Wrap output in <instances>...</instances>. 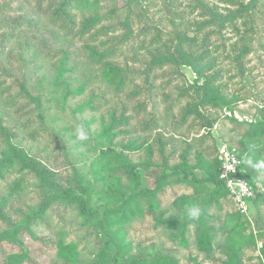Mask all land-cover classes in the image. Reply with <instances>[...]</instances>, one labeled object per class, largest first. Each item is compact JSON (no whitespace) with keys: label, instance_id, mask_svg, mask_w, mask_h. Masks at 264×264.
<instances>
[{"label":"rangeland","instance_id":"374dc122","mask_svg":"<svg viewBox=\"0 0 264 264\" xmlns=\"http://www.w3.org/2000/svg\"><path fill=\"white\" fill-rule=\"evenodd\" d=\"M59 1L0 0V158L8 143L24 149L49 167L63 186L76 180L87 186L92 208L119 205L131 187L112 154H102L109 145L131 159L140 188H153L161 169L170 172L184 162L190 176L170 175L155 191L152 204L140 199L141 212L132 214L133 204L125 206L109 218L104 230L94 231L66 203L55 201L39 213L45 192L33 172L17 165L3 167L0 212L5 219L0 217V237L14 234L0 238V264H65L70 254L75 264H90L101 249L119 264H150L149 259L160 254L164 264H225L224 248L231 242L243 245L242 264H264V198L252 201L254 189L242 212L224 182L215 191L216 185L205 181L204 169L217 161L222 180L219 149L234 148L240 173L250 181L242 178L264 194V169L257 167L264 160V134L252 139L246 135L251 122L264 119V0L253 11L252 29L245 36L226 30L224 44L211 40L213 47L219 45L215 70L221 72L214 86L229 100L228 106L200 108L211 127L201 126L204 119L193 114L184 119L185 107L195 101L187 89L196 77L190 67L164 66L149 75L143 69L156 45L150 44L155 27L163 33L178 29L194 35L208 17L202 16L197 1L210 8L223 3L138 0L143 14L131 23L133 37L107 58L127 70V86L118 91L104 79L89 47L110 49L109 41L119 39L123 30L92 40L97 26L82 34L81 24L117 6V18L100 22L103 27L114 25L124 18L126 0H94L89 7L72 3L64 28L51 21ZM147 25L153 29L144 35L139 30ZM243 42L250 52L238 67L232 49ZM111 116L116 122L103 136ZM78 127L87 140L77 138ZM243 145L249 147L243 150ZM193 208L200 209L198 218L212 231L207 251L197 242Z\"/></svg>","mask_w":264,"mask_h":264},{"label":"trees","instance_id":"16d2710c","mask_svg":"<svg viewBox=\"0 0 264 264\" xmlns=\"http://www.w3.org/2000/svg\"><path fill=\"white\" fill-rule=\"evenodd\" d=\"M94 0H60L56 9L51 14V21L59 24L60 28H64L67 22L70 20L67 15V6L72 3H77L82 7H89ZM224 6H216L210 8L204 3L197 1V7L203 11L202 16H208L201 25L198 26L197 33L189 35L184 31L175 29L169 32H164L155 27L154 36L152 37L150 44H156L150 51V59L146 63L143 73L149 75L154 69H161L164 66L182 67L187 66L192 69L196 77L194 81L190 83L187 89L192 91L195 96V101L189 103L184 109V119L193 114L203 118V124L201 126L211 127L212 122L207 120V117L201 113L200 108L205 106H221L229 105V100L222 94L220 88L214 86V82L219 79L221 72L215 70V63L218 55H214L219 50V45L212 46L211 40H220L222 44L225 43L224 32L230 30L239 38L245 36L252 29V16L253 11L257 8L259 0H219ZM125 11L123 20L115 22L114 25L100 26V22L106 18H117L119 7L114 6L106 15L99 17H89L81 24V33H88L97 26L98 30L91 35L92 40L97 39V36L107 35L109 31H114L118 28L123 30L121 37L116 40L109 41L113 47L107 50L99 51L96 47H89L91 52V58L93 62L102 67V73L104 79L114 85L116 90L123 91L127 86V70L120 68L109 61V56H114V52L120 48L119 45L127 42L133 37V28L131 23L139 18V14H143L141 5L138 4V0H126L124 2ZM137 22V21H136ZM209 28L210 30H206ZM152 26H143L140 28V32L146 35L151 31ZM250 29V30H251ZM202 33V34H201ZM96 36V37H93ZM164 37V38H163ZM232 51L235 56L233 60L238 67L241 66L242 59L250 52V45L248 43H241L236 46L233 45ZM229 58V57H226ZM187 91V90H184ZM168 110V108H167ZM170 111H168L169 114ZM116 119L111 116L110 123L106 124L102 128V135H106L111 132L113 123ZM264 134V119L249 124V128L246 135L252 139L258 134ZM159 138V137H158ZM243 150H246L249 146H242ZM149 150L150 148L147 147ZM162 149V147H160ZM112 154L111 158L115 161V165H119L122 173L127 177L129 184L128 193L123 195V199L119 205L114 207L100 206L98 208H92L91 192L87 186L82 185L78 180L63 186L55 179V176L51 169L47 167L37 158L27 154L24 149L17 147L16 145L8 143V150L4 157L0 158V169L3 167H10L17 165L21 169H28L33 172L39 187L45 192L43 199L39 203L38 212L45 211L50 204L55 201L66 203L74 206L78 211V214L83 218V222L92 226L94 231L104 230L108 223L109 218L116 216L123 211L125 206H130L131 213L141 212V206L138 204L140 199H145L148 204L154 202L155 191L163 185V183L169 178L170 175L181 173L185 178L190 176L188 166L184 162L180 167H175L172 171L167 172L166 169H161L155 176V184L153 188H140L137 175L134 171V166L129 157H127L122 151L112 149L107 146L103 149L102 154ZM112 161H106V165L111 166ZM218 166L217 161L214 164H207L205 169L206 177L205 181H209L216 185V190H220L224 185L223 181L218 177L219 172L216 170ZM238 176L248 179V175L245 173H239ZM191 178L197 180L194 175ZM250 181V180H249ZM256 194L252 201L258 200L260 197L264 198V194L254 187ZM113 196H116L114 194ZM211 200L207 202L210 203ZM0 217L4 216L0 212ZM5 219V218H4ZM197 227V242L201 250L207 251L211 248L212 231L210 228L205 227L202 224L200 218L194 219ZM14 233H3L0 238H11ZM250 242L254 243L253 237L250 238ZM231 246L224 248L226 255L225 264H242L241 252L243 245L239 242H231ZM260 252L264 260V243L260 247ZM60 256L65 259V247H61L59 250ZM161 256V254H160ZM155 257H151L150 264H164V261ZM65 264H75L76 257L72 254L67 255ZM90 264H119L105 249H101L94 259L90 261ZM171 264V263H169ZM175 264V263H173Z\"/></svg>","mask_w":264,"mask_h":264},{"label":"built area","instance_id":"2783aa9c","mask_svg":"<svg viewBox=\"0 0 264 264\" xmlns=\"http://www.w3.org/2000/svg\"><path fill=\"white\" fill-rule=\"evenodd\" d=\"M218 156L221 164L220 177L234 195L243 212L246 209L247 200L254 194V187L247 180L238 176L241 172L239 169L240 160L234 148L224 146L219 149Z\"/></svg>","mask_w":264,"mask_h":264},{"label":"clouds","instance_id":"9594fccd","mask_svg":"<svg viewBox=\"0 0 264 264\" xmlns=\"http://www.w3.org/2000/svg\"><path fill=\"white\" fill-rule=\"evenodd\" d=\"M77 138L81 141H85L88 139L87 134L85 133V131L82 128H77ZM258 168H262L264 169V160L260 161V164L257 165ZM200 213V209L199 208H193L190 212V216L195 219L198 217Z\"/></svg>","mask_w":264,"mask_h":264}]
</instances>
